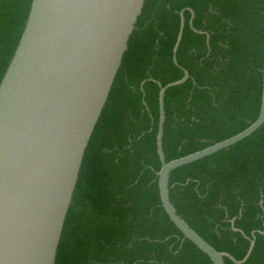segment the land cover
<instances>
[{
	"label": "trees",
	"instance_id": "obj_1",
	"mask_svg": "<svg viewBox=\"0 0 264 264\" xmlns=\"http://www.w3.org/2000/svg\"><path fill=\"white\" fill-rule=\"evenodd\" d=\"M31 4L0 0V84ZM183 11L177 66L173 49ZM263 62L264 0H146L86 150L56 264H213L162 207L155 81L166 86L182 79L181 67L190 75L165 95L163 149L170 162L257 120ZM170 197L201 237L237 260L250 241L234 228L250 238L255 232L244 264H264V234L258 233L264 232V125L236 145L174 170Z\"/></svg>",
	"mask_w": 264,
	"mask_h": 264
},
{
	"label": "water",
	"instance_id": "obj_2",
	"mask_svg": "<svg viewBox=\"0 0 264 264\" xmlns=\"http://www.w3.org/2000/svg\"><path fill=\"white\" fill-rule=\"evenodd\" d=\"M145 2L32 0L23 34L0 84V264H56L86 150ZM180 16L173 49L177 66L184 11ZM181 69L184 76L178 81L166 86L155 81L160 87L157 152L161 169L157 176L162 207L183 236L213 264H226L225 259L244 264L253 252L255 232L250 238L234 228L250 241L242 260L218 251L178 213L170 197V177L174 170L228 149L264 125V62L257 120L229 139L167 162L165 95L190 78Z\"/></svg>",
	"mask_w": 264,
	"mask_h": 264
}]
</instances>
